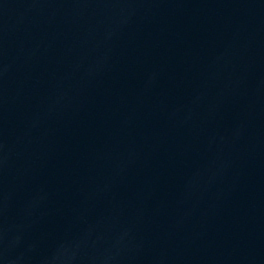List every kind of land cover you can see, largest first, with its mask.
<instances>
[{
  "label": "water",
  "instance_id": "obj_1",
  "mask_svg": "<svg viewBox=\"0 0 264 264\" xmlns=\"http://www.w3.org/2000/svg\"><path fill=\"white\" fill-rule=\"evenodd\" d=\"M0 264H264V0H0Z\"/></svg>",
  "mask_w": 264,
  "mask_h": 264
}]
</instances>
